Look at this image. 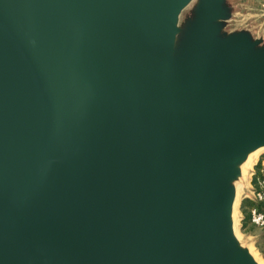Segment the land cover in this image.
<instances>
[{
    "label": "water",
    "instance_id": "obj_1",
    "mask_svg": "<svg viewBox=\"0 0 264 264\" xmlns=\"http://www.w3.org/2000/svg\"><path fill=\"white\" fill-rule=\"evenodd\" d=\"M242 9L0 0V264H260L232 213L264 146Z\"/></svg>",
    "mask_w": 264,
    "mask_h": 264
},
{
    "label": "rangeland",
    "instance_id": "obj_2",
    "mask_svg": "<svg viewBox=\"0 0 264 264\" xmlns=\"http://www.w3.org/2000/svg\"><path fill=\"white\" fill-rule=\"evenodd\" d=\"M233 2H236L239 6L243 7L240 14H237L235 17L236 20H232L230 26H228V29H237L240 26L244 25V23H254L256 24V20H262L264 19V0H233ZM186 11H184L180 18V24L182 23L183 17L185 15ZM262 153V152H261ZM259 154V158L264 154V151L262 154ZM257 160V159H256ZM253 166V167H252ZM250 168H248L245 180L243 181V186L241 188V195L239 198V204L237 206V231L240 239L244 242H248L247 235L250 234V232H257L255 228L252 225H248L246 228H243L242 220L241 218V203H242V194L244 193L246 187L250 185V178L251 180L254 178L253 169L256 168V165H252ZM252 183V181H251ZM247 192V191H246ZM244 215V214H243ZM253 251L255 252V255L259 259L260 264H264V251L262 249V246H257L256 244H249Z\"/></svg>",
    "mask_w": 264,
    "mask_h": 264
},
{
    "label": "built area",
    "instance_id": "obj_3",
    "mask_svg": "<svg viewBox=\"0 0 264 264\" xmlns=\"http://www.w3.org/2000/svg\"><path fill=\"white\" fill-rule=\"evenodd\" d=\"M258 188L254 191V198L260 202L258 205L250 208L251 222L257 226L264 228V157L258 162Z\"/></svg>",
    "mask_w": 264,
    "mask_h": 264
},
{
    "label": "crops",
    "instance_id": "obj_4",
    "mask_svg": "<svg viewBox=\"0 0 264 264\" xmlns=\"http://www.w3.org/2000/svg\"><path fill=\"white\" fill-rule=\"evenodd\" d=\"M263 153V152H262ZM261 153V154H262ZM261 157H264V154L261 156ZM260 157V158H261ZM259 156L257 157V160L255 161V163L253 165H256V168L253 169V174H254V178L256 177V182H254V178L251 180L250 178V185H248L244 191V193L242 194V198H250V199H253V200H256L254 198V191L256 190V188H258V176H259V173H258V165H257V162L258 160L260 159ZM253 167V166H252ZM252 181V183H251ZM247 191V192H246ZM242 199V200H243ZM241 220L243 221L244 219V215H243V212L241 210ZM243 226V224H241ZM250 225H252L255 230H257V232H250L249 235H247V239L253 243V244H256L257 246H262V249L264 251V228L260 227V226H257L255 224H252L250 223Z\"/></svg>",
    "mask_w": 264,
    "mask_h": 264
},
{
    "label": "bare ground",
    "instance_id": "obj_5",
    "mask_svg": "<svg viewBox=\"0 0 264 264\" xmlns=\"http://www.w3.org/2000/svg\"><path fill=\"white\" fill-rule=\"evenodd\" d=\"M263 151H264V146L259 147L255 151H252L251 153L248 154V158L246 159V161L242 165V171H243L244 175H245V173H247L248 168H250L255 163L257 157L259 156V154L261 152H263ZM241 188H242V185H238L237 192H236V195H235V199L233 201V211H232V213L234 212L235 216L237 214L236 210H237V206L239 204V198H240V195H241ZM235 229H236V227H235Z\"/></svg>",
    "mask_w": 264,
    "mask_h": 264
},
{
    "label": "trees",
    "instance_id": "obj_6",
    "mask_svg": "<svg viewBox=\"0 0 264 264\" xmlns=\"http://www.w3.org/2000/svg\"><path fill=\"white\" fill-rule=\"evenodd\" d=\"M256 182V177L253 180ZM258 205L260 207V202L257 200H253L250 198H244L241 203V210L244 214V219L242 221L243 228H246L248 225H250L251 222V216H250V208L253 206ZM253 224V223H252Z\"/></svg>",
    "mask_w": 264,
    "mask_h": 264
}]
</instances>
